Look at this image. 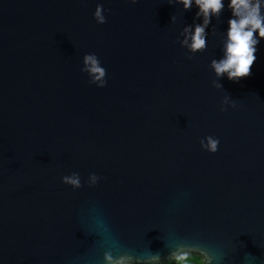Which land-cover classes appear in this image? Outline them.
I'll use <instances>...</instances> for the list:
<instances>
[{
	"label": "water",
	"instance_id": "95a60500",
	"mask_svg": "<svg viewBox=\"0 0 264 264\" xmlns=\"http://www.w3.org/2000/svg\"><path fill=\"white\" fill-rule=\"evenodd\" d=\"M223 3L192 51L195 3L0 0V264H264V38L218 76Z\"/></svg>",
	"mask_w": 264,
	"mask_h": 264
},
{
	"label": "clouds",
	"instance_id": "9594fccd",
	"mask_svg": "<svg viewBox=\"0 0 264 264\" xmlns=\"http://www.w3.org/2000/svg\"><path fill=\"white\" fill-rule=\"evenodd\" d=\"M135 2V0H133ZM185 10L192 7L193 3L199 11L196 15L203 17V23L194 27L191 33V44L188 45L192 51L202 50L206 46L205 27L209 23L212 15H218L224 8L223 0H177ZM261 0H229L228 8L231 10L234 19L228 20L227 41L224 45V58L219 61H212V67L216 74H227L228 79L235 80L249 76L251 66L256 57V45L259 38H264V16L260 15ZM102 6L98 5L94 13L98 23H104L105 18L101 15ZM188 32L186 28L184 30ZM255 34V35H254ZM187 43V38L184 41ZM84 63L87 66L82 71H87L92 77L91 83L99 81L98 87H104L106 81L103 79L106 75L105 69L100 66L95 55H85ZM217 141L209 138L208 148L215 151ZM66 183L79 187V180L75 176L64 178ZM107 264H130V257L120 256L113 258L109 254L104 257ZM158 260V257H154ZM169 264H206L203 255L199 252L177 248L170 254Z\"/></svg>",
	"mask_w": 264,
	"mask_h": 264
},
{
	"label": "trees",
	"instance_id": "16d2710c",
	"mask_svg": "<svg viewBox=\"0 0 264 264\" xmlns=\"http://www.w3.org/2000/svg\"><path fill=\"white\" fill-rule=\"evenodd\" d=\"M166 264H169V263H166Z\"/></svg>",
	"mask_w": 264,
	"mask_h": 264
}]
</instances>
